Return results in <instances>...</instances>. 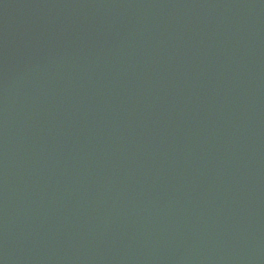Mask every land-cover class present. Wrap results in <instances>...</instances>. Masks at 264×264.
Masks as SVG:
<instances>
[{
    "label": "water",
    "instance_id": "obj_1",
    "mask_svg": "<svg viewBox=\"0 0 264 264\" xmlns=\"http://www.w3.org/2000/svg\"><path fill=\"white\" fill-rule=\"evenodd\" d=\"M0 264H264V0H0Z\"/></svg>",
    "mask_w": 264,
    "mask_h": 264
}]
</instances>
